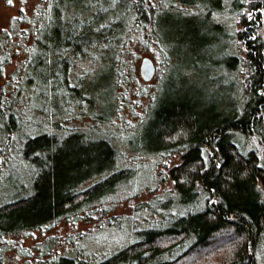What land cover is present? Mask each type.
<instances>
[{"label": "trees", "instance_id": "16d2710c", "mask_svg": "<svg viewBox=\"0 0 264 264\" xmlns=\"http://www.w3.org/2000/svg\"><path fill=\"white\" fill-rule=\"evenodd\" d=\"M2 1L18 12L0 28V72L22 61L0 86V264L11 252L32 264H264V0ZM136 45L163 74L125 141L151 163L131 193L137 170L119 165L112 121L77 112L86 130L61 117L95 108L102 90L117 117ZM61 224L72 232L49 233ZM107 232L123 244L97 257L86 240Z\"/></svg>", "mask_w": 264, "mask_h": 264}, {"label": "rangeland", "instance_id": "374dc122", "mask_svg": "<svg viewBox=\"0 0 264 264\" xmlns=\"http://www.w3.org/2000/svg\"><path fill=\"white\" fill-rule=\"evenodd\" d=\"M35 4V3H34ZM33 4V5H34ZM32 3H29L28 6L23 7L22 10L26 15H31L33 10ZM17 5L13 4L10 6H5L3 1L0 0V28H7L8 27V21L11 20L13 17H16L17 15ZM143 57L150 58L153 63L155 64V75L149 82H145L140 77L139 73V66L140 62ZM124 71L123 75L121 77V85L119 88L115 90L116 95V102L119 103L117 109L118 114L117 117H112V111H113V103L111 95L107 94L106 91L102 90L99 93H96V95H100L103 97V100L97 101L98 98L94 101L95 108H91L89 104H83L79 106H72L70 109L72 111L71 114H67L65 116H62L61 119H69V122L63 124H68L71 127H79L84 128L86 130H89L91 127L94 126V122L83 115H78L79 113H85L87 116L88 114L92 113H99L101 116H103L104 120L106 122L112 121V125L109 124V131L114 134L115 140L118 141L119 148H121V157L119 165L126 166L131 165L133 168L137 170V177L135 180L132 181L131 189H128L129 192L132 193L131 190L138 189V187L145 186L148 184V177L150 172L148 173V168L150 167V161L147 160L145 162V166H139L137 159H134L130 154L127 153L125 141L126 139L133 135V133L137 132V128L139 125V122L144 115V110L146 109L147 102L149 99V96L151 92L154 90V86L157 85L158 76L159 78L162 76L163 71L159 72L158 74V66L157 62L159 61V57L156 54V51H150L147 52L144 50V48L140 45L132 46L129 51L127 52L126 56L124 57ZM22 61V55L17 56V58H12L11 63L3 68V70L0 72V86L6 84V82H9V76L12 75L18 68V64ZM161 63V62H160ZM159 63V64H160ZM158 64V65H159ZM161 70H164L163 67ZM103 72L106 73V69L104 65H101L97 68H94L90 71V75L88 78H85L87 87H89L91 84L93 85L95 82V79L99 78V75H101ZM97 74V75H96ZM170 76H164L163 80L165 78H168ZM98 84V83H97ZM99 85V84H98ZM89 107L91 110L89 109ZM29 110V107H26L25 112ZM109 118H111L109 120ZM39 121V124H41V118H37ZM105 122V123H106ZM114 122V123H113ZM103 129L98 128L94 131L96 132H102ZM122 135V136H119ZM122 138V139H121ZM115 141V142H116ZM151 182V179H150ZM155 187V184H153ZM162 189V188H161ZM160 189V190H161ZM149 193V192H147ZM148 196V195H147ZM145 194H139L138 198H136L137 201L132 202L131 207L135 205V203L142 201L145 197V200H149L151 197H147ZM129 210V209H128ZM127 210V213H128ZM88 228H91L89 226L86 227H77L74 228L75 232H86ZM72 230L65 225L61 224L58 227L51 230L49 233L52 235H57L60 238L66 237L67 234L71 233ZM27 238H30L28 235ZM31 241H25L24 239H20V242L24 244L25 247H29L33 244V242H36L39 239V233L34 234L33 237L30 238ZM93 239V240H92ZM92 242L89 240H86V246L88 251H93L97 254V257L103 256V253L106 252H112L113 250L121 247L123 244L121 234L117 233H111L107 232L104 234L96 235L92 238ZM62 251V248L59 247V252ZM13 252L6 254L5 264H32L31 261H28L27 258H19L16 255V259L13 260Z\"/></svg>", "mask_w": 264, "mask_h": 264}, {"label": "water", "instance_id": "95a60500", "mask_svg": "<svg viewBox=\"0 0 264 264\" xmlns=\"http://www.w3.org/2000/svg\"><path fill=\"white\" fill-rule=\"evenodd\" d=\"M140 77L143 81L149 82L155 75V64L148 57H143L139 66Z\"/></svg>", "mask_w": 264, "mask_h": 264}]
</instances>
